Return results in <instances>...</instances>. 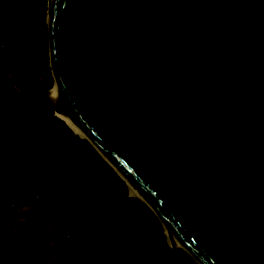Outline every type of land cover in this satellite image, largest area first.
<instances>
[{"label":"water","instance_id":"95a60500","mask_svg":"<svg viewBox=\"0 0 264 264\" xmlns=\"http://www.w3.org/2000/svg\"><path fill=\"white\" fill-rule=\"evenodd\" d=\"M48 1L54 84L27 90L10 64L23 94L198 264H264V0Z\"/></svg>","mask_w":264,"mask_h":264},{"label":"rangeland","instance_id":"374dc122","mask_svg":"<svg viewBox=\"0 0 264 264\" xmlns=\"http://www.w3.org/2000/svg\"><path fill=\"white\" fill-rule=\"evenodd\" d=\"M48 10V0H0V182L7 201L25 197L34 207L43 204L55 222L67 225L69 233L60 241L74 243L73 252L86 233L89 264L105 260L111 245L137 248L138 264H156L158 253L176 264H198L186 251L180 261L171 246L182 248L169 240L131 185L117 191L101 185L89 164L66 148L45 100L25 96L15 83L10 64H23L26 73L20 76L31 81L52 75L44 40Z\"/></svg>","mask_w":264,"mask_h":264},{"label":"crops","instance_id":"0c3cea01","mask_svg":"<svg viewBox=\"0 0 264 264\" xmlns=\"http://www.w3.org/2000/svg\"><path fill=\"white\" fill-rule=\"evenodd\" d=\"M8 203L9 216L0 218V246L2 250L0 264H20L21 248L18 239L10 232L5 231L17 233L22 230L27 231L26 240L31 237L41 239L39 247L29 254L31 259L38 258V264H89L86 257L87 235L85 232L83 238L79 240L78 251L73 252L74 243L65 245L60 241L65 234L69 233L67 225L61 221L55 222L43 204L34 207L32 202L25 197L12 202L8 201ZM24 244L28 248L35 245L32 240ZM7 249L14 250V253ZM106 254L108 255L105 260L96 258L94 264H118L111 249Z\"/></svg>","mask_w":264,"mask_h":264},{"label":"trees","instance_id":"16d2710c","mask_svg":"<svg viewBox=\"0 0 264 264\" xmlns=\"http://www.w3.org/2000/svg\"><path fill=\"white\" fill-rule=\"evenodd\" d=\"M46 25V24H45ZM44 40L46 48H48V41H47V27H45V34ZM14 71L19 76L20 81L24 85L25 89L39 91V90H49L53 86V76L52 75H45L43 79L39 78L34 81L28 79V77H23L26 73V68L22 64L19 66V69H16L14 66ZM25 99V96H24ZM44 101V100H43ZM47 105L49 110V120L50 122L56 123L54 126H57L60 135L63 139V142L66 148L74 155L84 159L89 166L93 169L94 175L96 178L100 180L101 185L108 187L113 190H119L124 186H127L125 180L119 175V173L113 168V166L104 158V156L100 153V151L87 139L80 137L73 133L69 128H67L56 116H54V110L49 102L44 101ZM24 103V102H23ZM15 105H11L8 107L7 111L13 108ZM36 106V105H34ZM2 126V121L0 122V127ZM3 156L0 155V160L2 161ZM7 192L6 186L4 182H0V197L4 198V201L0 204H4V212L0 218L8 217L9 213V203L7 201ZM10 232L14 237L18 239L19 246L21 248L20 251V264H38V258L31 259L29 254L34 252L39 247V242L41 241L40 238L31 237L29 240H26V233L27 231L22 230L17 233ZM31 240L35 243L34 246L28 248L25 247V242H31ZM113 254L116 256V261L118 264H138V250L132 246H120V245H113L110 247ZM179 253L184 255L186 252L182 249L178 250ZM177 254V253H176ZM179 257V254H177ZM184 262L182 259L180 260ZM178 262L177 259H172L170 261H166L162 254L158 253V259L156 264H176Z\"/></svg>","mask_w":264,"mask_h":264},{"label":"bare ground","instance_id":"6f19581e","mask_svg":"<svg viewBox=\"0 0 264 264\" xmlns=\"http://www.w3.org/2000/svg\"><path fill=\"white\" fill-rule=\"evenodd\" d=\"M59 86H60V83H59L58 79H56V82H55V85L53 88L54 93H56V94L58 93ZM131 187L134 189V191L136 190L133 186H131ZM168 238L172 243L179 244L178 240L176 239V237L172 233L168 234Z\"/></svg>","mask_w":264,"mask_h":264},{"label":"flooded vegetation","instance_id":"af4514ba","mask_svg":"<svg viewBox=\"0 0 264 264\" xmlns=\"http://www.w3.org/2000/svg\"><path fill=\"white\" fill-rule=\"evenodd\" d=\"M3 62H5V60L3 59Z\"/></svg>","mask_w":264,"mask_h":264}]
</instances>
